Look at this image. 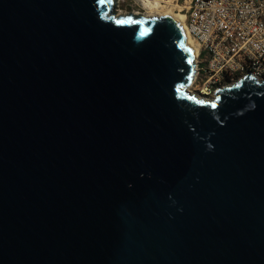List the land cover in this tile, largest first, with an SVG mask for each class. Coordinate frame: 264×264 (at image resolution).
I'll use <instances>...</instances> for the list:
<instances>
[{"label": "water", "instance_id": "95a60500", "mask_svg": "<svg viewBox=\"0 0 264 264\" xmlns=\"http://www.w3.org/2000/svg\"><path fill=\"white\" fill-rule=\"evenodd\" d=\"M111 6L0 0V264H264V80Z\"/></svg>", "mask_w": 264, "mask_h": 264}, {"label": "built area", "instance_id": "2783aa9c", "mask_svg": "<svg viewBox=\"0 0 264 264\" xmlns=\"http://www.w3.org/2000/svg\"><path fill=\"white\" fill-rule=\"evenodd\" d=\"M184 16L197 45L188 93L212 100L246 75L264 80V0H190Z\"/></svg>", "mask_w": 264, "mask_h": 264}, {"label": "rangeland", "instance_id": "374dc122", "mask_svg": "<svg viewBox=\"0 0 264 264\" xmlns=\"http://www.w3.org/2000/svg\"><path fill=\"white\" fill-rule=\"evenodd\" d=\"M189 1L190 0H161L159 9L149 10L144 5L143 0H112L110 13L118 17L140 16L145 18L144 16H147V18H151L154 16H167L178 19L180 14H185ZM184 21L185 18L180 22L184 25Z\"/></svg>", "mask_w": 264, "mask_h": 264}, {"label": "bare ground", "instance_id": "6f19581e", "mask_svg": "<svg viewBox=\"0 0 264 264\" xmlns=\"http://www.w3.org/2000/svg\"><path fill=\"white\" fill-rule=\"evenodd\" d=\"M160 1L161 0H143V3L149 10H156V9L160 8V5H159ZM144 17L147 18V16H144ZM184 18H185V16L183 14H180L178 19H174V18H171V19H173L175 22H177V24L181 27V29L184 32L185 37H186V43H187V45H189L192 48V50L194 52V55H195L196 54V50H197V45H196V43L194 44V42H193L194 40L188 34V31L186 29L185 21H184V25L180 22Z\"/></svg>", "mask_w": 264, "mask_h": 264}, {"label": "flooded vegetation", "instance_id": "af4514ba", "mask_svg": "<svg viewBox=\"0 0 264 264\" xmlns=\"http://www.w3.org/2000/svg\"><path fill=\"white\" fill-rule=\"evenodd\" d=\"M235 83H233V85H234Z\"/></svg>", "mask_w": 264, "mask_h": 264}, {"label": "snow or ice", "instance_id": "6c2138e0", "mask_svg": "<svg viewBox=\"0 0 264 264\" xmlns=\"http://www.w3.org/2000/svg\"><path fill=\"white\" fill-rule=\"evenodd\" d=\"M214 106V105H213Z\"/></svg>", "mask_w": 264, "mask_h": 264}]
</instances>
